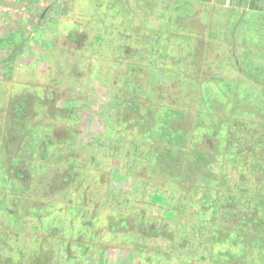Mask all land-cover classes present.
Returning a JSON list of instances; mask_svg holds the SVG:
<instances>
[{
  "label": "rangeland",
  "instance_id": "1",
  "mask_svg": "<svg viewBox=\"0 0 264 264\" xmlns=\"http://www.w3.org/2000/svg\"><path fill=\"white\" fill-rule=\"evenodd\" d=\"M136 7L0 0V264L264 261V32Z\"/></svg>",
  "mask_w": 264,
  "mask_h": 264
},
{
  "label": "crops",
  "instance_id": "2",
  "mask_svg": "<svg viewBox=\"0 0 264 264\" xmlns=\"http://www.w3.org/2000/svg\"><path fill=\"white\" fill-rule=\"evenodd\" d=\"M138 6L136 0H127ZM148 6L159 9L178 7L199 22L211 20L232 22L236 29L246 32H264V0H148ZM212 9V10H211ZM213 9L215 11H213ZM211 10V11H209ZM240 25V26H239ZM244 28V30H243Z\"/></svg>",
  "mask_w": 264,
  "mask_h": 264
},
{
  "label": "trees",
  "instance_id": "3",
  "mask_svg": "<svg viewBox=\"0 0 264 264\" xmlns=\"http://www.w3.org/2000/svg\"><path fill=\"white\" fill-rule=\"evenodd\" d=\"M148 0H136V4H139L136 8H137V14H142L143 16H141L142 18H140V19H142V22L146 19V18H148L149 16H151V14H153L152 13V11H153V8L150 6H148L147 4H148ZM154 12V14H155V11H153ZM160 23V22H159ZM156 44H157V42H156ZM156 46H158V44L156 45ZM158 50V49H157ZM92 141H94V142H99V143H101L100 142V140L98 139V138H93L92 139ZM90 141H88L87 140V144L89 143ZM89 146H90V143H89ZM92 149V148H91ZM84 154V153H83ZM76 160V159H75ZM74 160V161H75ZM68 171V173L67 174H65L64 176H62V177H65V176H67V175H69L71 172H72V167H69V170H67ZM199 181H202V182H204V181H207L206 179H204V178H202V179H200ZM199 187H200V184H198L197 186H193L192 187V190L193 191H197V190H199ZM211 189L212 188H210V191H211ZM70 191V190H69ZM195 195V194H194ZM68 200H70V198H67ZM71 201V200H70ZM210 210L214 213V211L213 210H215V209H213V207H210ZM46 214V213H45ZM45 214H42V215H40V217L39 218H41L42 219V221L44 220V215ZM36 219L38 220V221H40L37 217H36ZM258 221L262 224V223H264V214L262 215V214H260V215H258ZM55 219L53 218V219H51V222H53ZM40 224H41V221L39 222ZM257 224H259V223H257ZM158 221L156 222V221H153V220H149V219H142L141 220V222L139 223V230H138V235L139 236H146V237H148V239H149V242L147 243V245L149 244V246H153V247H156V249L157 250H159V249H165V248H162V246H161V242L159 241V239H161V240H164V238H161L162 237V235L161 234H159L158 235V233H156V228L158 227ZM260 225V224H259ZM160 226V225H159ZM203 229H200V228H197L200 232H203V233H201L202 235H204V237L203 238H205V236L207 237V235H208V233H209V228H208V226L207 225H203V226H201ZM42 229H43V227H42ZM201 230H203V231H201ZM54 231H56L54 228L52 229V232H54ZM196 233H197V230H196ZM65 235L67 236L68 234L67 233H65ZM202 235H201V237H202ZM208 240V237L206 238V241ZM203 241L205 242V239H203ZM165 251V250H164ZM217 253H219L218 251H214V254H216V255H218ZM263 254H264V251H263ZM105 255H104V249H101V250H98V254L96 255V257H94V256H91V258H92V260H93V262H94V264H104L105 263V261H107L105 258ZM261 258H262V260L264 259V257H263V255L261 256ZM89 259H90V257H89ZM88 259V260H89ZM17 264H21L20 262H18ZM32 264H46V263H44L43 261H41V259H32ZM51 264V263H50ZM262 264H264V261H262Z\"/></svg>",
  "mask_w": 264,
  "mask_h": 264
}]
</instances>
